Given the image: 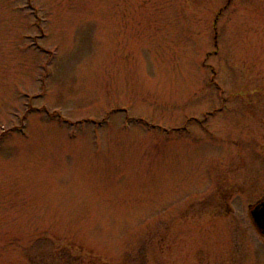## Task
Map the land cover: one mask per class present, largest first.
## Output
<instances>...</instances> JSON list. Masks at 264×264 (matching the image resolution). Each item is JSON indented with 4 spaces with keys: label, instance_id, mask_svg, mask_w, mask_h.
<instances>
[{
    "label": "rangeland",
    "instance_id": "374dc122",
    "mask_svg": "<svg viewBox=\"0 0 264 264\" xmlns=\"http://www.w3.org/2000/svg\"><path fill=\"white\" fill-rule=\"evenodd\" d=\"M264 0H0V264H264Z\"/></svg>",
    "mask_w": 264,
    "mask_h": 264
},
{
    "label": "water",
    "instance_id": "95a60500",
    "mask_svg": "<svg viewBox=\"0 0 264 264\" xmlns=\"http://www.w3.org/2000/svg\"><path fill=\"white\" fill-rule=\"evenodd\" d=\"M249 217L256 230L264 236V198L250 205Z\"/></svg>",
    "mask_w": 264,
    "mask_h": 264
},
{
    "label": "flooded vegetation",
    "instance_id": "af4514ba",
    "mask_svg": "<svg viewBox=\"0 0 264 264\" xmlns=\"http://www.w3.org/2000/svg\"><path fill=\"white\" fill-rule=\"evenodd\" d=\"M262 198H264V195L262 196ZM262 198H261V199H262Z\"/></svg>",
    "mask_w": 264,
    "mask_h": 264
}]
</instances>
